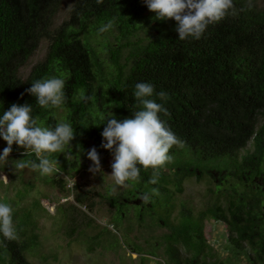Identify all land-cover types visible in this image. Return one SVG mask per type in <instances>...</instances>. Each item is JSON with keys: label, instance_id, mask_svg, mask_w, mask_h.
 Here are the masks:
<instances>
[{"label": "trees", "instance_id": "obj_1", "mask_svg": "<svg viewBox=\"0 0 264 264\" xmlns=\"http://www.w3.org/2000/svg\"><path fill=\"white\" fill-rule=\"evenodd\" d=\"M65 1L0 0V116L13 104H29L43 127L70 123L86 153L89 141L103 142L107 118H134L139 110L135 85L145 82L168 94L166 102L152 98L164 103L170 114L161 113V119L183 142L170 149L173 160L159 170L157 184L149 183L153 170L141 167L123 197H107L115 232L104 228L88 250L105 248L103 242L119 247L121 234L124 244L141 256V264L143 255L161 259L156 264H264V0H251L250 8L248 0H234L237 9L245 10L209 25L198 40H180L177 22L156 19L144 0H69V16L57 26ZM109 20H114L113 28L101 33L99 28ZM44 41L45 57L23 77L21 70ZM52 77L65 81L60 114L58 108L39 106L26 91L34 81ZM81 90L92 99L80 100ZM1 145L8 146L2 137ZM12 149L10 155L19 160L39 162L16 144ZM49 159L57 161V171L47 182L62 194L71 192L61 174L73 177L78 162L68 163L59 152ZM193 178L211 183L213 200L200 211L177 198ZM0 188L6 192L0 202L13 207L17 232L11 241L0 233V264H31L28 254L40 244L39 217L47 211L37 199L27 205L31 182L13 196L8 194L10 184L0 181ZM79 188H72L75 202L92 212L88 193ZM131 205L143 233L153 225L167 230L150 250L127 238L133 228L124 227L123 220ZM68 209L70 215L77 211L73 204ZM69 223L73 235L72 216ZM217 224L224 227L220 237L226 241V257L214 248L216 240L207 237V227ZM101 237L105 240L95 243Z\"/></svg>", "mask_w": 264, "mask_h": 264}, {"label": "clouds", "instance_id": "obj_2", "mask_svg": "<svg viewBox=\"0 0 264 264\" xmlns=\"http://www.w3.org/2000/svg\"><path fill=\"white\" fill-rule=\"evenodd\" d=\"M98 4L103 0H96ZM148 9L156 13V19H174L178 27L179 39L189 37L200 39L209 25L219 23L229 15L236 16L245 8L237 9L234 0H144ZM251 7L248 0L247 8ZM114 20H109L99 28L101 33L112 29ZM65 81L61 78H42L32 83L26 91L36 97L37 104L43 108H60L65 102ZM166 102L168 94L156 92L151 83L140 82L135 85L134 97L139 110L134 118L118 121L110 116L101 135V147L109 150L114 161L109 176L116 186L129 187L140 177L141 167L145 171L152 169L151 184H157L160 169L173 160L169 154L173 146H182L180 138L170 129L160 114L169 115L164 103H158L152 97ZM79 99L87 102L92 97L81 90ZM33 108L29 104H13L0 116V137L7 147L0 154V161H6L14 144L25 149L24 155L34 153L38 163L33 160H15L14 169L30 168L40 175L47 176L57 171V161L49 159L53 153H63L65 146L75 139V131L68 122H58L54 128L43 127L39 118H34ZM93 162L89 171L94 175L101 173V159L95 147L87 152ZM158 194V189H152ZM13 207L0 202V233L7 240H16L17 232L13 219Z\"/></svg>", "mask_w": 264, "mask_h": 264}, {"label": "rangeland", "instance_id": "obj_3", "mask_svg": "<svg viewBox=\"0 0 264 264\" xmlns=\"http://www.w3.org/2000/svg\"><path fill=\"white\" fill-rule=\"evenodd\" d=\"M71 4L72 2L69 0L64 2L61 13L56 20L57 26L68 18ZM47 47V42L41 43L28 65L21 70L23 77H27L32 67L43 60ZM58 111L60 114L61 109L58 108ZM101 144L102 142L89 141L85 145L86 153H84V149L79 148L76 139L65 146L63 153L69 159L68 163L75 161L78 163L76 171L72 172L73 177L68 176V174H61L66 182V189L71 190V192L64 194L47 182V179L52 177V174L42 176L38 171L30 168L15 170V160H19L15 155H10L6 161H0V181H3L4 184H10L8 194L10 196L15 195L17 190L23 187V184L31 182L34 189L31 191L28 201L26 200L28 203L26 204L32 206L35 199H37L41 201L42 207L47 211V214L43 213L39 217V226L36 233L39 235L40 244L35 251L33 250L32 253L28 254V260L31 264H141V256L133 253L131 247L124 244L121 234H118L121 240L119 247H114V245L110 247L107 244L110 242H103L104 245L106 244L105 248L97 245L93 246L95 251L92 250L90 252L88 250V244L92 243V241L94 242L93 237H96L101 230L109 228V230L114 231V226L110 223L112 219L111 212L113 211L106 200L107 197L110 195L123 197L131 189L130 186L121 187L114 184L113 179L109 176L112 172V168H110L112 158L108 155L110 151L102 148ZM251 146L249 149L253 148ZM93 147L97 149L100 155L102 168V172L95 175L89 171V168L93 166V162L87 156V152ZM4 148H6L4 145L0 146V154H2ZM207 180L208 178H204L199 182L196 178L187 179L184 184V193L177 196L178 200L185 201L193 210L200 211L204 209V206L213 200V197L209 194L211 183ZM77 184L80 185L79 191L88 193V203L94 205L92 212L89 207L80 206L75 202L74 189L72 194V188ZM0 190L3 191L2 188ZM1 191L0 195L3 196L6 192ZM72 204L76 206L77 211L70 215L68 208ZM132 206L127 210V218L123 220L124 227L128 228L131 226L133 228V231L131 230L127 234V238L134 244L143 247L144 250H150V244L153 246L161 242V237L167 230L153 225L150 230H147L148 232L143 233L139 230L135 209ZM58 209H62V212ZM71 216L75 219L73 235L69 234L72 231L69 223ZM86 223H90L91 226L88 227L89 225ZM147 223H150L149 219ZM223 232L224 227L221 224H217L213 229L211 226L207 227V237L209 240H216V242L212 243L214 248L226 257L228 253L222 250L226 241L220 237ZM112 236L107 235L106 237ZM101 240H105V238L101 237L100 240H95V243ZM146 240L150 241L149 245L146 244ZM156 246L154 247L155 249ZM161 251V249L157 250L160 258H162ZM143 256L145 257V264H156V260H161L150 255ZM239 264L245 263L241 262Z\"/></svg>", "mask_w": 264, "mask_h": 264}, {"label": "built area", "instance_id": "obj_4", "mask_svg": "<svg viewBox=\"0 0 264 264\" xmlns=\"http://www.w3.org/2000/svg\"><path fill=\"white\" fill-rule=\"evenodd\" d=\"M114 161V157L112 158L111 162H110V168H111V164L113 163Z\"/></svg>", "mask_w": 264, "mask_h": 264}]
</instances>
